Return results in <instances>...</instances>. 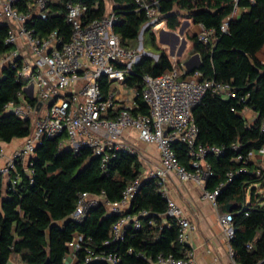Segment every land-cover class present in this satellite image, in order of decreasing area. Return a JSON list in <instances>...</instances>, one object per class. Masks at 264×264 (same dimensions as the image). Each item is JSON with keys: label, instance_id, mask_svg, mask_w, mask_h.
I'll return each mask as SVG.
<instances>
[{"label": "trees", "instance_id": "16d2710c", "mask_svg": "<svg viewBox=\"0 0 264 264\" xmlns=\"http://www.w3.org/2000/svg\"><path fill=\"white\" fill-rule=\"evenodd\" d=\"M74 1L48 3V17L35 21L36 31L42 34L56 30L67 42L71 30L65 21L66 5ZM78 1L85 5L88 21L99 19L106 12L103 0ZM241 3L244 11L228 24L225 34H219L218 29L229 16L233 0H160L159 6L166 29L171 32L179 31L185 21L190 26L201 24L206 30H215L214 45L198 42L194 34L188 37L187 51L200 59L193 71L198 70L204 78L230 83L238 96L248 95L244 102H238L207 93L191 114L198 127V143L225 149L221 156L206 157L212 175L205 189L210 191L223 184L217 208L225 213L228 204L233 206L229 212L234 229L229 241L233 262L264 264V201L256 194V186L264 189V169L250 160L235 161L237 156L248 158L264 146V134L260 131L264 120V0H254L253 5ZM114 4L117 17L114 32L120 36L124 48L136 50L140 32L147 23L145 14L136 12L132 0H114ZM145 32L152 49L160 54L156 62L140 56L126 76L123 85L139 93L144 75L158 76L180 63L173 62L168 51L157 45L155 33L149 28ZM5 35L6 28L0 27V55L8 50ZM100 84L106 94L109 85L105 80ZM19 90L14 71L5 68L0 74V145L23 140L31 132L28 121L4 109L8 102L17 101ZM135 104L138 108L133 114H148L139 96ZM247 109L257 115L251 125L242 116ZM59 143L57 138H44L31 158V174L21 162H16L9 174L10 180L18 177L16 183L8 181L3 188L0 181V264L10 260L22 264H61L75 235L81 239L78 264H84L85 247L114 252L120 258L119 264H147L159 253L187 259V246L177 240L178 226L166 215L162 184L157 179L142 177L136 153L119 150L102 168L90 149L76 152L68 146L60 147ZM173 148L180 164L190 170L186 147L175 144ZM240 169L244 172H239ZM228 173L234 175L231 181L227 180ZM136 179H140V186L125 213L135 215L145 211L148 216L140 219L138 230H126L122 241L104 245L119 215L108 212L103 203L89 208L81 223L71 219L81 193L102 196L111 204L119 203L125 188Z\"/></svg>", "mask_w": 264, "mask_h": 264}, {"label": "built area", "instance_id": "2783aa9c", "mask_svg": "<svg viewBox=\"0 0 264 264\" xmlns=\"http://www.w3.org/2000/svg\"><path fill=\"white\" fill-rule=\"evenodd\" d=\"M103 1L105 14L91 21L86 19V7L80 1L66 5L65 21L71 33L65 42L56 30L40 34L33 26L35 21L47 19V5L52 0H0V27L6 28L4 44L8 47L0 55V74L3 68L11 69L20 86L17 101L8 102L4 109L31 125V132L23 139L22 147L0 169V181L7 177V182L10 181L12 185L16 183L17 176L9 179L16 162H21L27 173L31 174V158L44 138H57L60 147L68 146L76 152L82 148L90 149L104 168L119 150L135 153L124 142L125 132L135 131L139 141L156 147L158 165L143 178L157 179L162 184L166 215L176 222L177 240L185 245L188 234L195 230V226L189 222L183 208L166 197V180L173 174L180 182H193L202 188V199L214 208L224 187L220 184L213 190L205 189L212 175L206 157L221 156L225 149L198 143V127L191 111L207 93L238 102H244L248 95L238 96L230 83L204 78L198 70L188 74L185 63H179L158 76L144 75L140 93L135 88H125L123 83L126 76L140 55L137 50L122 46L120 36L114 32L117 24L114 0ZM132 1L136 5V12H143L147 19L141 32L147 28L156 36L163 30L170 32L161 18L160 0ZM241 1L246 5L254 4V0H233L229 16L219 26V34H225L228 24L238 19L244 11ZM191 28L198 42L215 44V30H206L201 24ZM154 58L158 60V56ZM170 59L173 61L175 57L170 56ZM102 80L109 85L106 94L101 89ZM30 88L31 97L28 93ZM138 96L148 109L147 115L139 112L133 114L138 108L135 104ZM260 131L264 134V120L260 124ZM175 144L186 147L190 170L180 164L173 148ZM232 148L236 150L237 147ZM257 153L264 159V146ZM0 156H4L1 147ZM247 160L250 158L244 159L240 155L235 159L236 162ZM239 172H244V169ZM233 176V173H228L227 180L231 181ZM139 186L140 179L132 181L125 188L122 200L114 204L104 201L102 196L81 193L70 217L74 222L81 223L89 208L103 203L111 213L119 215L104 245L120 242L126 230H138L140 219L148 216L145 211L135 215L125 213ZM217 221L229 243L234 234L232 215L225 212L218 216ZM80 240V236L75 235L68 243V251L61 264H78ZM84 250V264L120 263V258L114 252H97L87 247ZM228 254L232 259L230 247ZM147 264H193V259L159 253Z\"/></svg>", "mask_w": 264, "mask_h": 264}, {"label": "crops", "instance_id": "0c3cea01", "mask_svg": "<svg viewBox=\"0 0 264 264\" xmlns=\"http://www.w3.org/2000/svg\"><path fill=\"white\" fill-rule=\"evenodd\" d=\"M242 116L248 125L253 124L257 119L256 113L249 109L245 110ZM124 137L126 147L135 151L138 156L143 169L142 174L145 175L158 165L159 157L154 145L139 141L135 131H126ZM1 145L5 147L4 156H0V169L11 155L22 147L23 140H14L9 144ZM249 158L259 167L264 164V159L257 152L250 154ZM7 179L4 177L1 180L3 188ZM164 188L166 197L181 206L189 222L195 226V230L188 234L185 244L188 249L187 257L193 259V264H235L229 257V243L217 221L218 216L224 212L202 199V188L193 182H180L173 174L166 180ZM107 211L111 213V210L107 209ZM12 264L18 263L12 261Z\"/></svg>", "mask_w": 264, "mask_h": 264}, {"label": "water", "instance_id": "95a60500", "mask_svg": "<svg viewBox=\"0 0 264 264\" xmlns=\"http://www.w3.org/2000/svg\"><path fill=\"white\" fill-rule=\"evenodd\" d=\"M188 26V22L185 21L182 26L180 27L178 33L176 32H168V31H161L158 33L157 35V39L160 45L166 47L169 49V54L170 56L174 57H180L182 55V53L184 52V50L186 49L187 46V41L186 39L183 37L184 35V29ZM143 32L140 33V36L142 35ZM177 50V53L175 52ZM200 64V59L199 57L196 55L193 58H191L190 60H188L185 63L186 66V71L192 72L193 69H197V67ZM5 68L2 69V71ZM29 96H32V91L31 88L28 90ZM39 107V105H38ZM37 107V109H38ZM233 210V206L231 204H228L226 206V211L230 212Z\"/></svg>", "mask_w": 264, "mask_h": 264}, {"label": "rangeland", "instance_id": "374dc122", "mask_svg": "<svg viewBox=\"0 0 264 264\" xmlns=\"http://www.w3.org/2000/svg\"><path fill=\"white\" fill-rule=\"evenodd\" d=\"M56 1L57 0H52V2H56ZM176 33H178V31ZM191 34H194V31H193V29L191 28V26L188 23V26L184 29V35H183V37L187 40V42H188V37ZM156 43H157V45L159 47H162L163 49H166L168 51V53H169V49L166 48V47H164V46H162V45H160L159 42H158V39H157V42ZM135 48L138 51V54L140 56H148V57H150L155 62H156V60H155L154 57L159 56V54H160L159 52H157L154 49H152L151 44H150V40H149V36H148V33L147 32H145L141 36L139 35V38H138V41H137V44H136V47ZM175 52L177 53V50ZM192 56L193 55H191V53L189 51H187V48H186L180 57L174 56L175 59L173 60V62L179 60L180 63H186L188 60H190L192 58ZM222 98L225 99V100H227L226 97H222ZM0 146L4 150V147L5 146L4 145H0ZM261 168L264 169V164L261 166ZM142 175L144 176V174H142ZM256 188H257L256 189V194H258L263 199V201H264V189H261L258 186H256ZM249 193H250V190L248 191V194ZM8 264H12V261L10 260L8 262ZM18 264H22V263L21 262H18Z\"/></svg>", "mask_w": 264, "mask_h": 264}]
</instances>
